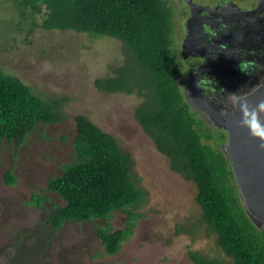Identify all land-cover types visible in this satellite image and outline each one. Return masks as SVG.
Masks as SVG:
<instances>
[{"label": "trees", "instance_id": "1", "mask_svg": "<svg viewBox=\"0 0 264 264\" xmlns=\"http://www.w3.org/2000/svg\"><path fill=\"white\" fill-rule=\"evenodd\" d=\"M170 1L20 0L19 5L26 18L40 15L29 32L36 27L71 30L122 42L123 62L111 75L95 78L93 85L102 92L139 97L134 119L166 157L169 168L195 185L199 213L177 225V231L204 230L213 237L220 256L191 249L189 259L194 264H264V230L247 215L223 151L227 131L209 124L185 94L180 80L186 72L181 21L175 30ZM185 13L182 9L183 19ZM63 117L58 99L40 97L19 77L0 69V139L21 145L37 124L57 123ZM74 123L72 160L62 164L59 175L49 177L43 190L57 193L63 203L54 205L45 221L57 229L67 220H108L113 211H121L126 215L122 228L97 229L104 251L114 254L142 216L138 209L147 194L133 173L131 157L112 135L84 114L74 115ZM5 177L7 183L13 182L9 174ZM47 200V195L35 192L29 203L44 207Z\"/></svg>", "mask_w": 264, "mask_h": 264}, {"label": "rangeland", "instance_id": "2", "mask_svg": "<svg viewBox=\"0 0 264 264\" xmlns=\"http://www.w3.org/2000/svg\"><path fill=\"white\" fill-rule=\"evenodd\" d=\"M192 1L210 7L220 0ZM222 1L245 11L255 0ZM19 4L20 0H0V69L19 77L40 97L58 99L64 117L37 124L21 145L0 139V264H194L188 257L191 249L220 256L204 230L177 231V225L199 213L196 188L169 168L134 119L140 98L102 92L93 85L95 78L111 75L123 62L122 42L71 30L36 27L29 32L40 15L22 16ZM170 4L178 30L187 5L180 0ZM76 114L86 115L115 138L131 157L133 173L147 194L138 209L142 216L114 254L104 251L97 229L122 228L126 215L121 211H113L108 220H67L57 229L45 221L54 205L63 203L57 193L43 190L49 177L59 175L62 164L72 160ZM8 174L12 183L6 182ZM35 192L47 195L44 207L29 203Z\"/></svg>", "mask_w": 264, "mask_h": 264}, {"label": "flooded vegetation", "instance_id": "3", "mask_svg": "<svg viewBox=\"0 0 264 264\" xmlns=\"http://www.w3.org/2000/svg\"><path fill=\"white\" fill-rule=\"evenodd\" d=\"M180 2L188 11L184 17L187 22L179 31L181 52L183 40L189 37L188 53L182 52L186 72L180 77L185 94L209 124L226 130L221 123L214 124L211 117L225 116L232 108L227 97L248 91L264 75V0H255L245 10L251 13L236 11L228 1H220L207 7V15L199 12L194 18L188 4ZM258 6L259 11L254 12ZM197 87L206 95L210 111L196 107L195 101L201 100Z\"/></svg>", "mask_w": 264, "mask_h": 264}, {"label": "water", "instance_id": "4", "mask_svg": "<svg viewBox=\"0 0 264 264\" xmlns=\"http://www.w3.org/2000/svg\"><path fill=\"white\" fill-rule=\"evenodd\" d=\"M184 1L188 4L193 18L198 16L199 12H204L207 15V6L199 5L192 0ZM232 6L236 8V11L242 13L246 12L235 5ZM259 8L260 7L258 6L254 12H258ZM246 13L251 12L248 11ZM182 24L184 25L185 23ZM188 41L189 37L187 36L183 40V55L188 53ZM198 89L199 88L197 87V90ZM198 93L201 100L195 101L196 107L199 110L206 111V109H209L210 111L206 95L203 94L201 90L200 92L198 91ZM241 95L246 98L250 106H255L257 103L264 100V75L259 77L257 82L254 83L248 91ZM229 107H232L231 111H228L225 116L218 117L213 111L216 117L214 118L213 116L211 118L214 124L218 125L221 123L227 130V137L223 144V151L231 163L241 202L253 223L258 228L264 230V148L259 147L260 141L253 138L248 129L240 126L239 121L242 113L239 111V108L235 109L232 104H230ZM216 111L221 114L223 112L217 108Z\"/></svg>", "mask_w": 264, "mask_h": 264}, {"label": "clouds", "instance_id": "5", "mask_svg": "<svg viewBox=\"0 0 264 264\" xmlns=\"http://www.w3.org/2000/svg\"><path fill=\"white\" fill-rule=\"evenodd\" d=\"M240 68L242 71H246L245 68L241 66ZM227 99L235 109L239 108L242 113L239 121L240 126L248 129L250 135L260 141L259 147L264 148V100L255 106H250L240 93L230 94Z\"/></svg>", "mask_w": 264, "mask_h": 264}, {"label": "bare ground", "instance_id": "6", "mask_svg": "<svg viewBox=\"0 0 264 264\" xmlns=\"http://www.w3.org/2000/svg\"><path fill=\"white\" fill-rule=\"evenodd\" d=\"M198 39V38H197Z\"/></svg>", "mask_w": 264, "mask_h": 264}]
</instances>
